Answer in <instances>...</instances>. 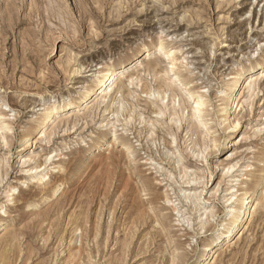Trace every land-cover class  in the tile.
Listing matches in <instances>:
<instances>
[{"label": "rangeland", "instance_id": "1", "mask_svg": "<svg viewBox=\"0 0 264 264\" xmlns=\"http://www.w3.org/2000/svg\"><path fill=\"white\" fill-rule=\"evenodd\" d=\"M160 40L163 52L148 51L133 71L143 82L129 85L124 77L128 90L125 97L113 94L111 112L96 110V102L89 110L84 105L80 114L91 116L71 118L70 130L53 126L39 134L49 97L55 105L63 91L76 98L101 68L119 66ZM154 60H160L157 75L167 74L178 95L206 99V143L196 145L198 133L183 121L167 136L172 145L163 144L156 122L162 120L151 113L161 96L142 92L144 84L153 89L161 82L150 69ZM263 60L264 0H0V121L12 126L8 142L0 139V219L7 221L0 255L10 250L8 264H195L227 217L235 176L242 180L233 182L235 189L262 176L251 222L216 250L211 264H264V78L253 96V87L245 91L232 115L235 133L215 114L234 75L250 74ZM169 91L164 101L172 106ZM118 136L131 150L118 140L97 154L100 137ZM37 163L49 168V184L31 178ZM56 182L60 190L43 199ZM13 232L17 243L5 247ZM71 252H77L73 262Z\"/></svg>", "mask_w": 264, "mask_h": 264}, {"label": "bare ground", "instance_id": "2", "mask_svg": "<svg viewBox=\"0 0 264 264\" xmlns=\"http://www.w3.org/2000/svg\"><path fill=\"white\" fill-rule=\"evenodd\" d=\"M164 44L165 43L163 40H160L158 43L151 42L149 45L143 48L144 52L140 53L137 57L129 61L122 62V64H120L119 66L114 65V66H107V67L101 68L96 74V80L94 84L89 87H86L85 91L83 93H80V95L74 99H72L73 98L72 97L71 100H69L68 92L63 91L58 95V99H59V102H61V104L55 105L54 104L55 101L53 97L51 98L49 97L46 100V102L48 103V108L46 110V113L44 114V117H42V122H40L41 123L40 125L42 126L40 128L39 134H41V136L47 135L46 128L48 127L50 129L53 126L63 127L65 131L70 130L71 127L69 125H72V124H69V125L67 124L69 123V120L71 118L73 119L76 118L77 121H80V120L83 121L84 118H88L89 116H91L90 113H87V112L86 114H82V115L80 114V109L84 105H86V109L89 110L91 109L89 105L96 102L95 104L96 110L102 109L104 113L108 112V110L111 112L110 109H112V106H114L118 102L117 100L118 95L113 96V94L116 92L117 93L120 92V95L124 96L123 92L125 90H128V86L125 85L126 83L123 81V78L127 77L128 81L126 80V82H128L129 85L131 84L139 85L140 83H142L143 77H139L137 73H136L137 76L135 75L136 76L135 77L133 74L134 73L133 71L137 70L139 66L143 64V60L147 59L146 54L148 51L152 49H156V50L159 49L160 51L163 52ZM159 65H160V60H157L150 64V69L152 70L154 77L157 75V73L160 70V68L158 69ZM256 65L258 66V68L254 70L253 72H251L250 74L245 75L244 71L242 70V71H238L236 75H234L233 81L231 82V85H230V90H231V93L229 92L230 96L227 94V91H226V93L222 96L223 106L220 107L218 110H216L215 114L217 117L225 118L224 121H228L226 129L229 130L230 134L235 133L237 128L239 127L238 126L239 122L236 120V118L233 119L232 115L233 114L236 115V113L238 112L241 100L245 96L244 95L245 91L247 89L251 90V87H253L252 89L253 94L250 95V96H253L255 93L254 86L257 84V82H259L261 79L264 78V60L262 62H258V64ZM174 68H175L174 65H172L171 70H175ZM165 75L167 76V74ZM158 76L159 74L156 77ZM166 76H163V75L159 76L161 82L158 86H156V88L150 89L151 86L149 88V85L147 86L148 83L144 84L145 86H143L142 88V92H144V94L146 93L147 95H153L157 93L158 96H161L160 100L162 103L159 104V102H157L158 100L153 101L152 103L153 108L151 109V113L156 114V117L162 120V121H156V122H158L162 127V128L160 127V130L163 132L161 136L163 144L166 146L172 145V140L169 139L167 136L173 134L172 128L174 125H176V129H177L176 131L179 132L181 127H183V121H185L189 123L188 128H190L189 129L190 132L192 131L193 134L198 133L199 137L195 141V144L199 145L201 144V142L205 140L207 136L205 133V130H201L205 126H207V124H209L208 123L209 121L206 122L205 124L201 123V117L206 116V112L204 111H205V105L207 104L206 103L207 101L203 95H195V93L191 91L187 92L186 96L178 95V93L174 89L173 81L169 79L170 77L168 78ZM117 83L119 84L116 90L112 92L113 87ZM163 87H165V89ZM244 87H245V90L243 91ZM169 90L172 91V95H171L172 97L171 99L173 103L172 106H170L168 102L165 103L164 101L166 98L167 91ZM109 95L112 97L111 101L104 104L106 97H108ZM177 97H179L178 104H176ZM189 106H190V110L187 111ZM123 108H124L123 110L124 112L125 106ZM113 112H114V109H113ZM160 116H163L164 118ZM168 118L170 119V121H168ZM1 122L2 121H0V136H1L0 139H2L4 143H7L8 139L5 134L6 133L5 131H10L12 129V126L11 124L6 123V122H2L4 124L3 125ZM143 122H145V124H150L151 120L145 119ZM178 122H180L179 125L177 124ZM151 125L155 126V123L152 121ZM75 126H76V123L72 127L74 128ZM53 128L51 130H53ZM151 135L153 134L151 133ZM156 137H160V135L157 133ZM100 138H101L102 143L99 144L100 148L97 153L98 155L102 154L103 151L105 152L108 149L107 145L108 146L115 145L116 141L118 140H121L123 145H125L126 147L129 148V150H131V147L128 145V140L125 137L118 136L116 137V139L111 140L110 142H108L105 139V137H100ZM230 138H231V135H227L224 137L225 144H228L230 142ZM153 139L154 137L150 138V140H153ZM204 143H206V141H204ZM31 144L32 143H31V138H30V139L24 140L22 146L25 147ZM183 156L184 154L179 155V157L181 158H184ZM166 158L168 159L169 162L172 161L173 159L172 157L168 156V154L166 155ZM236 165H237V162L232 165H229L228 170L233 169ZM250 166L252 165H248L246 167L248 168ZM55 167L56 166L53 165L50 169H55ZM34 169H35V172L31 174V178L41 185L49 184L46 181L49 168L47 167L43 168V164L37 163L34 167H31V170H34ZM1 172H4V167L2 165H0V173ZM246 175L249 178L250 176H253L254 174L252 173V174H246ZM238 177L235 176V178L232 180V184H230V187L228 188L229 192L227 196L229 197L226 199V202L228 203L227 210H226L227 217L225 218L224 221H222V223L220 224L214 236H212L210 239L207 240V243L205 244L203 248L202 256L198 261H196L195 264H211L212 260L216 256V250L221 247H225L227 245L232 244L233 241L236 239V237L245 230L247 225L252 220L253 214L255 213L257 209L256 204L258 201L259 187H260V184L262 183L261 182L262 176L260 177L257 176L255 180H251L252 177H250L249 180L251 181V184L245 183V185L242 186V188L235 189V186H237V184H234L233 182L235 181L239 182L241 179L240 177L239 178ZM62 184H63L62 182H56L50 191L49 189L46 190V192H48V195H43V199H46L47 197L52 196L56 192H58ZM14 189H15L14 185L9 186L7 189L4 190L5 191L4 195L6 197H10L11 195H13L12 192ZM36 202L35 201L31 202L29 206L34 205ZM6 229H7V221L4 219H0V238L3 239L5 237L4 232ZM16 240H17V236L13 232V234H11V237L8 238V240L6 241L7 244H4L5 247L6 246L13 247V245L17 243V242L15 243ZM80 249H78L79 253H81ZM9 251L7 249V251L5 250L0 255V261L3 264H8V262L10 261ZM76 254L77 252L76 253L71 252L69 256L70 260L68 261L73 262V260L76 259ZM71 258H72V261H71Z\"/></svg>", "mask_w": 264, "mask_h": 264}]
</instances>
